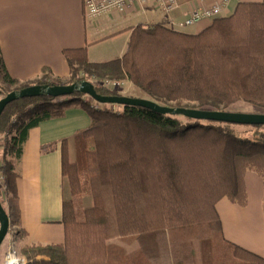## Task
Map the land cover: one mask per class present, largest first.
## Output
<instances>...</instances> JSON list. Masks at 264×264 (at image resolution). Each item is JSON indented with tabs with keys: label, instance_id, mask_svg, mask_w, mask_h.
Instances as JSON below:
<instances>
[{
	"label": "trees",
	"instance_id": "obj_1",
	"mask_svg": "<svg viewBox=\"0 0 264 264\" xmlns=\"http://www.w3.org/2000/svg\"><path fill=\"white\" fill-rule=\"evenodd\" d=\"M64 55L68 84L105 75L132 82L165 106L188 102L196 109L242 112L234 107L243 103L251 113H264V2H240L233 14L198 34L140 23L132 27L124 54L103 62H91L86 48L66 49ZM35 84L63 83L48 67L35 82L21 83L8 72L0 46V95L8 86ZM96 90L119 95L104 86ZM84 95L21 98L0 116V178L13 169L41 122L63 117L71 107L91 117L78 133L87 143L83 164L70 159L67 139L61 142L62 174L72 196L63 202L64 241L27 245L24 253L32 262L264 264L260 255L227 241L217 209L224 198L247 206V171L264 177V125L192 119L142 106L96 109L82 101ZM86 194L93 204L80 220L74 199ZM0 195L4 206L1 187ZM113 239L138 242L139 249L129 252ZM217 242L218 262L212 252Z\"/></svg>",
	"mask_w": 264,
	"mask_h": 264
},
{
	"label": "crops",
	"instance_id": "obj_2",
	"mask_svg": "<svg viewBox=\"0 0 264 264\" xmlns=\"http://www.w3.org/2000/svg\"><path fill=\"white\" fill-rule=\"evenodd\" d=\"M240 2L264 0H231L225 16L233 14ZM206 3L178 0V5L168 11L157 0H148L99 18H89L84 0H0L2 55L10 75L21 83L40 79L44 67L51 70L52 78L66 79L70 76V66L64 50L86 48L89 58L94 55L99 61L105 55L122 56L132 27L140 23L198 34L213 21L188 27L180 24L193 9ZM90 124L91 117L80 107H71L63 117L41 122L30 131L21 158L6 175L2 186L4 205L19 227V239L24 246L64 241L63 202L69 190L62 174L61 142L67 139L71 156L72 140ZM48 144H57L56 150L45 152L42 147ZM245 183L247 206H239L227 198L217 205L223 233L230 244L264 258V177L249 170ZM133 243L136 245L131 251L120 246L135 252L139 243Z\"/></svg>",
	"mask_w": 264,
	"mask_h": 264
},
{
	"label": "water",
	"instance_id": "obj_3",
	"mask_svg": "<svg viewBox=\"0 0 264 264\" xmlns=\"http://www.w3.org/2000/svg\"><path fill=\"white\" fill-rule=\"evenodd\" d=\"M77 92L89 95L104 104L142 106L162 114L183 115L188 118L199 120L221 121L243 125H264V113L220 110L211 111L187 107H172L161 105L155 101L145 98H132L119 95H100L97 92L95 85L87 80L79 83L60 85L35 84L20 90L12 91L0 100V116L9 103L21 98L39 97L43 95H49L57 98L71 96ZM9 228L10 217L3 206L0 195V248L9 232Z\"/></svg>",
	"mask_w": 264,
	"mask_h": 264
},
{
	"label": "rangeland",
	"instance_id": "obj_4",
	"mask_svg": "<svg viewBox=\"0 0 264 264\" xmlns=\"http://www.w3.org/2000/svg\"><path fill=\"white\" fill-rule=\"evenodd\" d=\"M114 54H116V53H114ZM87 55H88V52H87ZM97 58L94 55H92L90 58L88 56V59L91 62L92 61L93 62H95V61L103 62L102 60H107V59L113 58V57L110 56V55H105V56H102V59H100L101 61H99V59H97ZM81 74L84 75V76H85V74L87 75V73H84V71H82ZM69 80H70V77H68L66 79H60V81L63 84H68ZM87 81L92 82L95 85V87L96 86H104V87H106V89H109L111 91H116L119 94V96H128V97H132V98H145V99L152 100L151 98H149V95H147L144 91L139 89L137 86L133 85L132 82H130L128 80L120 81L121 87H115V88L112 87V83L111 82L116 81V80H113L112 78H109V77H107L105 75L104 76H100L99 75L98 77L94 76L92 78H89ZM106 84H108L109 86H105ZM15 90H17L16 86H8L6 88V90H5V92H7V93L0 95V100L3 97H5L8 93H10L12 91H15ZM82 101L86 102V103H90L92 107H94V106L98 107L99 106L102 109L114 108L115 110H117L121 106V105H105V104H101L100 102L96 101L94 98H92L89 95L82 96ZM152 101H154V100H152ZM184 104H186L185 106H187V108H191V106L193 105V103H188V102H184ZM172 107H175V106H172ZM234 109L235 110H243L245 112L246 111L250 112L249 106H247V105H245L243 103L237 104L234 107ZM86 150H87V143H86L85 139L82 136H80V134H78L75 137V139L72 140L70 159L72 161L78 160L80 164H83V162L85 160ZM1 153H2V148L0 147V154ZM82 174L84 175L83 171H82ZM5 178L6 177H4V176L2 177V175H1L0 187H1L2 191L5 189V188L2 189L5 186V182H4ZM66 187H67V190H69L68 191V197L66 198V199H68V198L72 197L68 181L66 182ZM2 198H3V195H2ZM74 200H75L77 216L81 220V219H83V216H84V209L86 207L92 206L93 198H92L91 195L86 194V195H84V198L79 196V197H75ZM5 209H6V207H5ZM6 211H7V209H6ZM7 213H8V211H7ZM10 218H12V219L10 220L9 232H8V234H7L5 240L2 243L1 248H0V262H1V264H4L5 257L7 256L9 249H11L12 247L17 250L19 255H22V256L27 258L28 264H32V263L36 264V263H34V261L32 262L28 258V256L24 253V248L27 245L24 246L22 241H20L21 237L19 235V227L15 224V221H13L14 217L12 216ZM111 243L125 246L130 251L132 249H134L135 245H136V243L129 242L127 240H122V239H113V240H111ZM220 251H221L220 243L217 242V244L214 246L213 251H212L214 256L216 257V262H218L220 260L219 259ZM198 257L199 258H203V253L201 254L200 249H199ZM37 259L40 260L41 256H38Z\"/></svg>",
	"mask_w": 264,
	"mask_h": 264
},
{
	"label": "built area",
	"instance_id": "obj_5",
	"mask_svg": "<svg viewBox=\"0 0 264 264\" xmlns=\"http://www.w3.org/2000/svg\"><path fill=\"white\" fill-rule=\"evenodd\" d=\"M148 0H84L86 16L99 18L114 11H119L130 5L143 4ZM165 10H172L178 5V0H157ZM231 0H202L208 2L193 9L188 18L180 24V27L197 25L202 21H214L216 18L225 16ZM112 87H121L120 82L113 81ZM109 84V83H108ZM106 84L105 86H109ZM95 107V106H94ZM101 108V107H95ZM4 264H28L26 257L19 255L15 248H11L5 257Z\"/></svg>",
	"mask_w": 264,
	"mask_h": 264
},
{
	"label": "bare ground",
	"instance_id": "obj_6",
	"mask_svg": "<svg viewBox=\"0 0 264 264\" xmlns=\"http://www.w3.org/2000/svg\"><path fill=\"white\" fill-rule=\"evenodd\" d=\"M97 101V100H96ZM99 102V101H98ZM101 103V102H100ZM101 104H104V103H101ZM105 105H115V104H105Z\"/></svg>",
	"mask_w": 264,
	"mask_h": 264
}]
</instances>
